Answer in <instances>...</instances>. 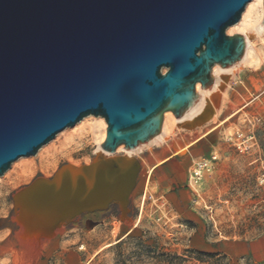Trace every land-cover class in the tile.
<instances>
[{
	"label": "rangeland",
	"instance_id": "1",
	"mask_svg": "<svg viewBox=\"0 0 264 264\" xmlns=\"http://www.w3.org/2000/svg\"><path fill=\"white\" fill-rule=\"evenodd\" d=\"M250 42L264 49L254 34ZM217 70L187 113L170 112L160 134L134 149L105 152L100 133L89 130L99 116L88 115L39 154L13 161L0 176V264H264L226 249L264 237V55ZM212 155L198 182L190 181ZM106 159L137 168L127 186L110 191L108 213L85 221L86 211L70 209L99 201L101 191L68 206L57 184ZM108 164L97 166V177L123 175L124 163ZM161 164L165 171L155 169ZM44 179L54 182L27 193Z\"/></svg>",
	"mask_w": 264,
	"mask_h": 264
},
{
	"label": "water",
	"instance_id": "2",
	"mask_svg": "<svg viewBox=\"0 0 264 264\" xmlns=\"http://www.w3.org/2000/svg\"><path fill=\"white\" fill-rule=\"evenodd\" d=\"M249 1L0 0V176L88 115L105 120L109 153L159 135L165 112L184 115L199 98L196 85L213 84V67L241 57L243 34L226 30ZM107 160L64 175L90 180L97 166L124 163L121 177H98L99 201L71 214L105 209L110 191L128 185L137 165Z\"/></svg>",
	"mask_w": 264,
	"mask_h": 264
},
{
	"label": "bare ground",
	"instance_id": "3",
	"mask_svg": "<svg viewBox=\"0 0 264 264\" xmlns=\"http://www.w3.org/2000/svg\"><path fill=\"white\" fill-rule=\"evenodd\" d=\"M262 17H263V0H250L246 4L245 9H244L243 13L241 14L240 21H238L237 24L229 26V28L227 29V33H231L233 31H236V29H238L240 32L243 33V36H244L243 52L241 54V57L235 62L236 64H237V62H240L241 60H243L245 58H247V60H248L249 57L251 58L252 62H256L262 55H264V49H261L262 48L261 46L258 45L256 48H254V45L251 44V42H250V36L252 34H254V36L259 37L260 42H261V40L264 42V26L262 25ZM233 65H231V66H233ZM229 67L230 66H228L226 68H222V69L224 70V69H227ZM217 71H218L217 65H215L213 67V74H215ZM196 88L202 94L203 91L199 89L200 88L199 84L196 85ZM169 116H170V111H167V113L165 112L162 129H163L164 124H165V120H166L165 118L169 117ZM84 119L85 118H82V120H84ZM79 123H81V121ZM75 125L73 127H75ZM106 127H107V124H106L105 120L100 116L97 119H95L94 123L89 127V130L95 131L96 134L100 133L99 136L97 137L99 139V145L100 146H101V143L103 142L105 135H106ZM162 129H161V131H162ZM122 147L123 146L121 145L116 150H118L119 148H122ZM127 150H129V149H127ZM37 154H39V151ZM198 170H200V169H198V168L195 169V171L197 173L199 172ZM7 172L4 173L3 176H5L7 174ZM110 176L112 178L117 179V175H115V174H110ZM99 177L102 178V176H99ZM90 180H91V178H90ZM90 180L88 178L83 177V175H76V176H71V177L69 176L63 180H60L59 183L57 184L58 194H59V196H61L64 199L65 203H67L68 206H70L71 204L75 203L76 201H79V200H81L87 196L86 188H88L90 186L88 184ZM92 180H93V182L95 181L94 182L95 183V186H94L95 192L94 193H99L102 190V185H101L102 183H101L100 179H98V177H95V178H92ZM195 182H198V180H195ZM191 186L193 188H195L194 184H191ZM51 200H53V199L51 198ZM51 200H50V202H51ZM40 201H42V200H40ZM48 202H49V200H48ZM51 204H53V203L51 202Z\"/></svg>",
	"mask_w": 264,
	"mask_h": 264
},
{
	"label": "crops",
	"instance_id": "4",
	"mask_svg": "<svg viewBox=\"0 0 264 264\" xmlns=\"http://www.w3.org/2000/svg\"><path fill=\"white\" fill-rule=\"evenodd\" d=\"M173 157L174 156H172L171 158ZM169 160L166 163V165L169 164ZM166 165L161 164L157 166L155 169L160 167L161 169H163V171H165L164 167ZM226 249L233 256H246L256 261H263L264 260V237L253 239V240H241V241L233 242L232 244L227 245Z\"/></svg>",
	"mask_w": 264,
	"mask_h": 264
},
{
	"label": "built area",
	"instance_id": "5",
	"mask_svg": "<svg viewBox=\"0 0 264 264\" xmlns=\"http://www.w3.org/2000/svg\"><path fill=\"white\" fill-rule=\"evenodd\" d=\"M216 159V156L215 155H212L211 159H204L202 162H200L191 172L190 174V181H194L195 180H199L201 178V172H196L195 169L198 168L200 170H204V169H208L209 168V165L211 163L212 160ZM191 184V182H190Z\"/></svg>",
	"mask_w": 264,
	"mask_h": 264
},
{
	"label": "trees",
	"instance_id": "6",
	"mask_svg": "<svg viewBox=\"0 0 264 264\" xmlns=\"http://www.w3.org/2000/svg\"><path fill=\"white\" fill-rule=\"evenodd\" d=\"M109 209H99V210H94L91 212H86L82 215L83 219H90L91 222L97 223L99 222L107 213Z\"/></svg>",
	"mask_w": 264,
	"mask_h": 264
},
{
	"label": "flooded vegetation",
	"instance_id": "7",
	"mask_svg": "<svg viewBox=\"0 0 264 264\" xmlns=\"http://www.w3.org/2000/svg\"><path fill=\"white\" fill-rule=\"evenodd\" d=\"M85 221H91L90 219H85Z\"/></svg>",
	"mask_w": 264,
	"mask_h": 264
}]
</instances>
